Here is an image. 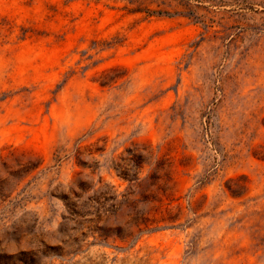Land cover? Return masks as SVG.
<instances>
[{"label": "rangeland", "instance_id": "rangeland-1", "mask_svg": "<svg viewBox=\"0 0 264 264\" xmlns=\"http://www.w3.org/2000/svg\"><path fill=\"white\" fill-rule=\"evenodd\" d=\"M0 264H264V0H0Z\"/></svg>", "mask_w": 264, "mask_h": 264}, {"label": "trees", "instance_id": "trees-1", "mask_svg": "<svg viewBox=\"0 0 264 264\" xmlns=\"http://www.w3.org/2000/svg\"><path fill=\"white\" fill-rule=\"evenodd\" d=\"M128 154L130 155L129 157L123 158L127 159L129 163L128 165L122 166L118 165L120 168L117 172V174L123 178L124 180H127L129 183H136L137 185H140V180L138 179V173L142 167V162H143V152L137 149H127ZM165 161L163 160H158L155 164V168L157 170L159 169H165ZM149 179L152 180L150 184L154 185L155 181L159 178L158 175L155 174V172H150L148 175ZM123 195V200H121L119 203H126L127 205H130L132 208V211L134 212V215L132 216V221L135 222L136 224L139 223V221L143 222L146 221V218L143 217V213L141 210L137 208V203L135 200H129L128 195L129 192L122 194ZM110 199H115L113 196H110Z\"/></svg>", "mask_w": 264, "mask_h": 264}]
</instances>
